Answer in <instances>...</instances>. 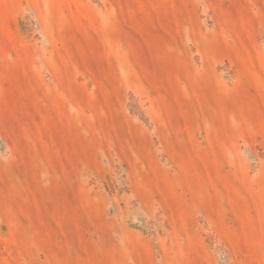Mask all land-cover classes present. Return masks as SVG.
Segmentation results:
<instances>
[{
	"label": "rangeland",
	"instance_id": "rangeland-1",
	"mask_svg": "<svg viewBox=\"0 0 264 264\" xmlns=\"http://www.w3.org/2000/svg\"><path fill=\"white\" fill-rule=\"evenodd\" d=\"M0 264H264V0H0Z\"/></svg>",
	"mask_w": 264,
	"mask_h": 264
}]
</instances>
